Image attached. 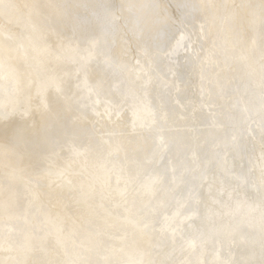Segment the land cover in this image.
<instances>
[{
    "label": "snow or ice",
    "instance_id": "1",
    "mask_svg": "<svg viewBox=\"0 0 264 264\" xmlns=\"http://www.w3.org/2000/svg\"><path fill=\"white\" fill-rule=\"evenodd\" d=\"M0 17H14L23 25L19 38L7 24L0 25V153L5 161L0 175V253L8 254L0 256V264H264V0H177L168 7L108 0H34L22 5L0 0ZM37 36L42 47H32L35 54L29 56L25 40ZM201 36L211 40L210 47L197 46ZM181 49L191 53L202 79L211 68L229 83L238 80L237 90L258 88L259 120L248 106L230 113L229 124L213 116V127L222 132L211 152L208 141L200 144L198 137L180 144L179 163L169 172L156 163L154 154L141 156L134 140L144 129L167 121L168 113L157 110L151 99L156 69L161 54L170 57ZM21 50L38 69L34 77L17 67ZM132 52L136 55L130 56ZM41 56L49 57L48 62ZM101 62L124 77L118 97H110L104 81L88 83L91 65ZM66 65L75 71H66ZM72 75L77 88L87 92L80 97L84 107L114 125L104 132L103 143L84 134L86 112L65 87V77ZM51 90L64 104L53 107L47 102ZM35 111L40 120L34 118ZM122 113L131 114L130 125L120 126ZM254 124L260 129L259 177L251 171L234 175L224 153L239 144L241 126ZM65 146L90 164L76 173V183L63 181L62 173L61 183L51 181L67 188L68 195L49 193V203L71 197L88 206V217L49 215L46 223L55 227V234L35 224L20 227L42 195L38 189L43 186L44 160ZM217 166L233 178L218 176ZM249 185L254 194L242 196ZM202 214L212 219V228L186 234L181 225ZM157 231L169 232L172 244L196 259L153 258V246H145L142 238ZM237 235L248 239L245 250L239 257L221 256L216 244ZM81 236L75 243L73 238ZM52 251L58 258H50Z\"/></svg>",
    "mask_w": 264,
    "mask_h": 264
},
{
    "label": "bare ground",
    "instance_id": "2",
    "mask_svg": "<svg viewBox=\"0 0 264 264\" xmlns=\"http://www.w3.org/2000/svg\"><path fill=\"white\" fill-rule=\"evenodd\" d=\"M14 2L22 5L32 3L34 0H14ZM35 2L47 3L48 0H35ZM108 2L116 5L125 3H157L168 7L175 5L177 0H108ZM206 2L231 4L240 3L242 0H206ZM169 11H173V9L169 8ZM4 24H7L12 29L13 34L19 38L23 30L22 24H18L14 17L10 21L0 17V25ZM0 40H3L2 35H0ZM193 40H197V36L194 35ZM171 43L174 44L175 41L173 40ZM200 43H203L205 48L211 46V40L206 41L203 36L199 38L197 46ZM25 46L28 49L29 56H31L35 54L31 50L32 47H42V44L37 36L33 37L31 41L26 39ZM135 55V52L130 53V56ZM41 60L47 63L49 57L41 56ZM59 63L63 65V61ZM16 64L26 76L34 77L38 70L31 59H26L24 50L19 52ZM68 69L75 71L73 65H66L65 70L67 71ZM156 77L151 99L157 110L168 113V118L166 122L160 121L152 129H144L135 138L134 144L139 149L141 156L154 154L156 163L161 167L166 166L169 172H171L174 163L177 165L179 163L177 146L180 144L188 143L193 138L198 137L200 144L208 141V150L211 152L213 141L218 140L222 132L221 129L213 127V116L224 124H229L227 117L230 113H237L240 109L248 106L252 108V115L257 121L259 120L260 93L258 88L254 92H246L243 86H239L237 90L238 80L229 83L224 76L218 78L216 71L211 68L207 69L202 79L200 67L193 64L190 52H185L181 49L170 57L161 54L156 69ZM65 79L67 81L65 87L68 95L75 97L76 101H80L79 107L86 112V117L81 121V125L85 129L84 134L87 136L94 135L97 140L103 143L107 139L104 132L114 125L108 122L106 116L101 118L90 108L84 107L80 97L87 95V92H81L77 88L78 81L74 75L65 77ZM99 81L105 82L110 97H118L120 90L125 87L124 77L114 73L102 62L92 64L89 69L88 83L92 84ZM46 98L47 102L53 107L64 104L63 98H58L54 90L46 94ZM76 106L74 103L73 107ZM130 116V113L121 114V127L125 123L130 125ZM34 118L40 120L39 111L34 112ZM113 119L115 120V117ZM238 132L240 135L239 144L235 148L229 147L224 153L228 166L234 170V175L247 174L251 171L258 178L259 162L257 157L259 156L260 129L255 124L252 128L243 125L238 129ZM161 138H163L165 146H161ZM4 162V157L0 153V175L4 171ZM87 164H90V162H86L84 157H74L67 146H65L63 151L57 149L56 154L50 155L48 159L44 160L43 167L46 171L42 178L43 186L38 189L42 195L40 200L35 203V206L28 211L25 219L19 222V226L27 227L28 224H35L37 227H49L55 234V227L46 223L49 215H55L59 212L62 215L71 216L73 219L87 218L90 211L87 205L77 204L71 197L63 200H53L52 203H49L50 197L48 195L49 193L63 191L65 196H67V188L61 189L51 184V181H56L57 184L61 183L60 174L62 173L63 181L72 180L76 183L78 181L76 173L82 171ZM49 172L51 175L48 174ZM214 172L218 176L229 180L233 178L232 175L225 177L223 168L219 166L214 168ZM177 177H180V173H177ZM254 191L249 185L242 189L241 194L243 196L247 193V195L251 196ZM23 203L24 208L28 210L29 197L26 192L23 193ZM53 204H55V207H53ZM181 227L189 235L197 231L207 233L212 228V219L206 214H202L199 218L193 217L190 221H185ZM73 239L78 244L83 237ZM142 243L145 246H153V258L158 260L188 262L196 259L195 256L182 253L178 246H174L169 232L157 231L152 236L143 237ZM248 243L249 241L246 237L237 235L234 239H225L222 243H217L216 250L221 256H227L231 253L239 257ZM71 246L70 243L69 247ZM4 255L8 254L0 253V256ZM59 256H63V249L60 250ZM50 258H58L57 253L55 251L50 252ZM203 258L200 257V259Z\"/></svg>",
    "mask_w": 264,
    "mask_h": 264
}]
</instances>
